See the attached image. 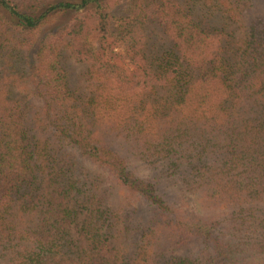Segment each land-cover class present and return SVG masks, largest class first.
<instances>
[{"label":"trees","instance_id":"16d2710c","mask_svg":"<svg viewBox=\"0 0 264 264\" xmlns=\"http://www.w3.org/2000/svg\"><path fill=\"white\" fill-rule=\"evenodd\" d=\"M0 264H264V0H0Z\"/></svg>","mask_w":264,"mask_h":264},{"label":"rangeland","instance_id":"374dc122","mask_svg":"<svg viewBox=\"0 0 264 264\" xmlns=\"http://www.w3.org/2000/svg\"><path fill=\"white\" fill-rule=\"evenodd\" d=\"M73 16V14H66L58 18V20L54 23V26H61L65 24L69 19Z\"/></svg>","mask_w":264,"mask_h":264}]
</instances>
